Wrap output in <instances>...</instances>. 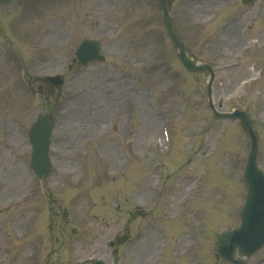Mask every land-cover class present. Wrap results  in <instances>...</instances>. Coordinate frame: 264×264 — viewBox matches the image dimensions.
Wrapping results in <instances>:
<instances>
[{"label": "rangeland", "instance_id": "obj_1", "mask_svg": "<svg viewBox=\"0 0 264 264\" xmlns=\"http://www.w3.org/2000/svg\"><path fill=\"white\" fill-rule=\"evenodd\" d=\"M170 3L189 54L216 70L214 107L247 113L264 168V0ZM237 14L235 38L214 33ZM91 38L105 60L81 66L76 47ZM54 74L62 85L42 81ZM207 83L208 73L181 65L157 0L0 5V264H231L214 246L239 222L249 136L238 120L214 117ZM45 112L56 124L43 181L29 169L26 132ZM246 264H264V245Z\"/></svg>", "mask_w": 264, "mask_h": 264}, {"label": "water", "instance_id": "obj_2", "mask_svg": "<svg viewBox=\"0 0 264 264\" xmlns=\"http://www.w3.org/2000/svg\"><path fill=\"white\" fill-rule=\"evenodd\" d=\"M7 1V0H2ZM161 3L163 17L170 38L175 48L178 50V56L184 66L189 70L208 69V66L197 65L191 61L187 55L186 47L177 36L174 26L168 17L166 3L167 0H159ZM251 3L253 0H243ZM76 55L83 63L89 60H101L103 56L100 53V45L95 40H86L78 47ZM211 71V70H210ZM56 82L57 78L51 79ZM222 117H238L243 122L245 128L249 131L251 137V149L248 154L244 170V179L247 184V198L241 210V224L238 228L220 235L217 241L216 253L235 264H244L243 259H233L236 249L244 256L250 255L264 241V173L256 166L255 158L257 153L256 137L249 124L246 115L241 111H235L231 114H218ZM52 122L45 115L38 117L29 131V137L33 145L32 166L41 177H45L50 168L47 157L48 136L51 131Z\"/></svg>", "mask_w": 264, "mask_h": 264}, {"label": "bare ground", "instance_id": "obj_3", "mask_svg": "<svg viewBox=\"0 0 264 264\" xmlns=\"http://www.w3.org/2000/svg\"><path fill=\"white\" fill-rule=\"evenodd\" d=\"M226 40H227L228 44H233L234 43V39L232 37H229L228 34L226 35Z\"/></svg>", "mask_w": 264, "mask_h": 264}]
</instances>
